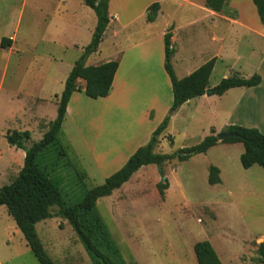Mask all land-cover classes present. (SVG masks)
Masks as SVG:
<instances>
[{"label": "rangeland", "instance_id": "rangeland-1", "mask_svg": "<svg viewBox=\"0 0 264 264\" xmlns=\"http://www.w3.org/2000/svg\"><path fill=\"white\" fill-rule=\"evenodd\" d=\"M95 25L96 16L83 0H0V39L9 32V46H13L12 50L0 48V187L16 178L25 154L24 149L8 144L7 132L28 130L26 146L42 137L56 117L65 79L90 42ZM257 45L264 58V39ZM106 48L103 45L102 52ZM235 51L229 49L221 56L210 76V86L235 73L231 67H242L237 74L240 77L254 74ZM207 55L208 49H203L194 58ZM178 64L177 72L181 73ZM262 69L264 72V62ZM151 90L147 86L144 97ZM54 94L57 103L49 99ZM256 94L247 96L248 106L239 109L234 120L264 126V88ZM228 95H214L194 111L193 100L183 104L171 116L154 152L172 154L195 145L211 134V127L230 120L234 94ZM34 97L47 102L35 105ZM79 97L72 100L59 134L66 155L53 151V145L38 157L41 164H47L68 204L80 201L85 188L102 184L117 170L133 144L149 132L151 124L161 122L170 105L165 88L154 119H140L132 126L125 113L112 107L111 100ZM129 133H138L135 142L121 147ZM227 144L221 142L185 161H167L162 178L155 164L142 166L111 195L97 200L96 209L126 264H197L193 246L202 240L210 242L222 264H261L256 248L261 242L257 234H264V173L255 165L262 176L256 174L252 190L245 188L241 182L247 175L240 163L243 145ZM107 154L110 156L105 159ZM210 165L221 170L223 186L208 184ZM165 178L168 188L160 195L158 184ZM50 212L52 217L35 226L47 254L56 264H92L72 227L58 214L59 206H52ZM14 228V221L1 205L0 264H38Z\"/></svg>", "mask_w": 264, "mask_h": 264}, {"label": "trees", "instance_id": "trees-1", "mask_svg": "<svg viewBox=\"0 0 264 264\" xmlns=\"http://www.w3.org/2000/svg\"><path fill=\"white\" fill-rule=\"evenodd\" d=\"M85 5L91 8L96 16V25L91 35L90 42L84 47L83 53L76 60L73 69L67 76L64 88L57 103L56 117L48 123L47 130L42 137L26 146L29 138L28 130H10L5 138L9 145L21 149H27L24 154L23 165L16 178L9 184L0 187V206L4 205L8 215L14 221L22 234L25 244L36 258L38 264H56L44 250L37 235L36 224L53 215L50 208L59 206V215L72 227L78 240L85 249L92 264H126L114 240L109 234L99 212L96 202L99 198L109 196L120 188L142 166L155 164L161 178L164 177L163 165L171 159L185 161L197 154H204L217 142V135L211 129V134L205 136L199 143L179 148L172 154L154 152L159 143V136L167 128L172 114L188 100L207 94L222 95L225 91L234 87H253L260 83L261 77L254 73L248 78L229 76L222 78L216 85L209 87V77L212 73L216 58L212 57L190 74L178 79L174 73L171 57V34H164V69L170 79L172 88V103L163 120L157 125L151 134L149 141L138 147L127 159L125 164L107 176L102 184L85 188L80 201L68 204L61 193L54 176L50 173L47 164L39 161L40 154L48 148L57 151L60 156H65L66 151L59 143V134L62 131V122L67 109V104L74 91H83L90 98L106 97L111 90L113 78L118 68V61L110 60L97 65H86L89 55L95 53L102 41L104 31L109 23V0H83ZM227 0H205L206 6L214 11H221ZM256 7L260 22L264 27V0H252ZM159 3L153 2L146 9V21L153 22L156 18ZM11 39L2 37L1 47H7ZM77 79H83L85 86L82 89L77 84ZM224 132H236L237 136L229 137L221 142H241L244 148L240 155V163L243 168L254 164L264 171V134L255 127L239 125L229 126ZM219 133V134H220ZM58 148V149H57ZM51 150V149H50ZM208 183L220 182L219 170L210 165ZM168 188V181L161 179L158 184L160 195ZM61 227V225L59 226ZM197 264H222L212 245L207 240L198 241L193 246ZM259 262L264 264V241L257 244L256 248Z\"/></svg>", "mask_w": 264, "mask_h": 264}, {"label": "crops", "instance_id": "crops-1", "mask_svg": "<svg viewBox=\"0 0 264 264\" xmlns=\"http://www.w3.org/2000/svg\"><path fill=\"white\" fill-rule=\"evenodd\" d=\"M153 2L159 3V9L155 20L153 22H147L146 9ZM115 4H118V6H115ZM108 14L110 16V20L104 31L102 41L100 42L97 51L87 57L85 64L97 65L110 60L118 61L119 65L113 78L110 93L106 97L93 99L86 96L83 91H74L69 98L65 116L68 114L67 111H69L72 100L81 99L79 96H82V98L86 97L91 100H111L112 107L116 106L119 113H125L126 119L132 121V126H137L135 124L140 119L145 122H148L149 119H154L153 113L154 110H156V104L161 102L159 99L162 97L165 88L167 89L170 97V105L167 109L168 112L172 103V88L170 79L164 69L163 38L166 32H170L171 46L174 51L171 57V64L178 79L185 77L201 66L204 62L212 57H215L216 61L212 69L213 72L217 63L221 59V56L229 49L236 50V57L242 56V61L247 64L246 66H251L250 71L252 72L255 70L254 73L259 74L261 77L260 83L256 86L249 88H230L219 96L227 97L229 96L228 93H233L234 106L232 112L229 113L231 117L229 118L230 120H226V122L218 128L215 126L211 127V129L214 130V135H218L221 131L226 130L232 125L255 127L264 134V126L260 123L244 124L245 122H242V124H240L237 120L233 119V116L238 113L239 109L246 108V106H248L245 102L247 96L251 95L254 97L257 95L256 92L264 88V72L263 69L261 70L264 58L257 45L261 39H264V27L260 22L256 7L252 0H227L221 11H214L213 9L207 7L205 0H124L123 2L119 0H109ZM16 23L17 19L15 24ZM80 24H82L81 21ZM73 26H76V23H73ZM136 28H138V33L135 32ZM8 33H6L7 36L2 37L10 38ZM138 34L140 35L138 36ZM103 45L107 46L106 52H102L101 50ZM0 48L12 50L13 46H0ZM203 49H208L207 57L200 58L199 60L194 58V55L197 54L199 50ZM181 52L182 55L180 56L179 54ZM178 62V65H180L182 69L181 73L177 72ZM231 70L235 71V73L230 76H238L240 75L238 74L240 73L239 70H242V67H231ZM247 70L249 71V67ZM77 84H79L83 89L85 81L83 79H77ZM147 86L149 88L151 87L152 90L144 97V94L146 93L145 88ZM209 87L212 86L209 84ZM212 96L214 95L204 94L188 100L184 103V105H189L193 100L195 105H192L191 108L194 111L198 109L199 104L206 102ZM49 99H52L53 102L57 103V94L50 96ZM36 100L40 101L36 103ZM32 101L35 105L44 103L43 101L47 102L46 99H42L40 97H34ZM65 116L63 122L65 120ZM157 125L154 126V124H151L149 132L145 134L141 140L136 141V143L133 144L131 152L126 159L124 158L122 163L119 164L120 166H117V170L125 164L129 156L138 147L145 145L149 141L150 136ZM137 134L138 133H129L125 136L121 141V147L123 145L126 146L131 144V142H135L134 139ZM219 143H221V141H218L210 148L216 147ZM226 143H228L227 145H232L236 142ZM109 156L110 154H107L105 159ZM98 164L102 165L101 163ZM255 165L256 164L248 168H244L247 176L244 177L241 182L245 188L250 190H252L250 187H254L253 183L256 174L259 173V175L262 176L260 169H254ZM218 170L220 182L217 184L223 186L220 175L221 170L219 168ZM138 172L139 171L137 170L135 173ZM225 191L226 190H224V192ZM13 231L16 234H19L20 232L17 227L14 228ZM257 237L260 238L261 242L264 241V234L261 232L257 234Z\"/></svg>", "mask_w": 264, "mask_h": 264}, {"label": "water", "instance_id": "water-1", "mask_svg": "<svg viewBox=\"0 0 264 264\" xmlns=\"http://www.w3.org/2000/svg\"><path fill=\"white\" fill-rule=\"evenodd\" d=\"M237 136V133L236 132H224V133H220L217 135V139L218 141H222L226 138H229V137H235ZM27 151V149H24V153Z\"/></svg>", "mask_w": 264, "mask_h": 264}]
</instances>
